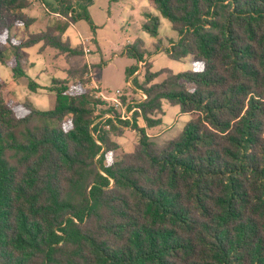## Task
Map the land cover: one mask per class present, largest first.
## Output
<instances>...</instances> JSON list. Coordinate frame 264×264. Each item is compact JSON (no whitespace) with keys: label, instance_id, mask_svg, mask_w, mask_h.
I'll return each instance as SVG.
<instances>
[{"label":"trees","instance_id":"16d2710c","mask_svg":"<svg viewBox=\"0 0 264 264\" xmlns=\"http://www.w3.org/2000/svg\"><path fill=\"white\" fill-rule=\"evenodd\" d=\"M41 1L59 17L16 42L8 21L28 29L32 3L0 0V62L11 53L15 77L24 75V49L84 57L64 34L82 20L95 31L94 0ZM147 1L178 34L166 53L190 57L192 69L152 72L149 63L133 78L148 100L133 124L122 123L139 137L114 162L106 154L120 145L111 137L125 130L109 121L94 137L102 103L84 90L86 64L53 80L51 110L15 109L0 82V264H264V0ZM159 16L142 25L154 39ZM146 52L138 40L125 54L143 62ZM164 103L190 120L159 145L147 130L161 125Z\"/></svg>","mask_w":264,"mask_h":264},{"label":"rangeland","instance_id":"374dc122","mask_svg":"<svg viewBox=\"0 0 264 264\" xmlns=\"http://www.w3.org/2000/svg\"><path fill=\"white\" fill-rule=\"evenodd\" d=\"M25 13L30 17L37 18V22L28 29L23 26L10 27V35L19 41L25 40L28 32L37 33L45 30L52 20V17L44 14V8L41 4L32 10L25 11ZM148 13L159 16L147 0H122L116 3L111 2V0H94L90 7V15L95 31H92L87 21L82 20L77 26L66 32L65 38L74 46L81 44L85 39H89L86 42V47L92 51L84 54V60L87 56L89 59V63L85 61L88 72L84 75V80L88 83L84 90L92 94L94 98L100 93L113 97L116 91L125 93L130 91L126 70L132 66L139 67V61L128 57L125 51L128 45H133L138 40L143 41L147 50L146 57L141 62L142 68L151 63L153 72H160L163 69L172 70L174 73L191 71V60L176 61L166 53V50L171 46L170 42L178 39V34L172 30L167 19L159 16V37L156 39L142 31V25L146 20L145 15ZM8 23L11 25V20ZM39 48L38 46L24 50L25 57L29 62H34L35 67L23 68L24 75L18 79V82L19 84L25 83L26 90L16 93L11 102L16 104L31 101L37 108L49 110L54 107L56 100L53 79H65L67 77L65 70L77 59L67 61L60 57L58 61L52 59L46 61L42 54L37 53ZM99 63H104L103 67L101 69L94 68ZM0 79L5 82V87L13 86L11 84L13 80L11 66L2 65L0 62ZM162 79L163 76L161 75L156 79V82H160ZM92 80L96 81V85L92 84ZM31 81L39 84L40 88L37 93L29 90L28 84ZM187 86L189 89L195 87L193 84ZM5 87L1 90L2 98L5 97ZM100 101L102 103V100ZM161 118L162 123L159 127L161 134L153 137V140L159 145H164L167 141L176 138L189 121L188 115L181 114L178 107L167 103H164V114ZM122 126L120 128L125 130L124 135L117 138L114 135L111 137L112 140L114 139L119 143L120 147L106 154L108 164L121 158L124 154L132 152L135 143L138 141L139 135L136 131L130 127H125L123 124Z\"/></svg>","mask_w":264,"mask_h":264},{"label":"crops","instance_id":"0c3cea01","mask_svg":"<svg viewBox=\"0 0 264 264\" xmlns=\"http://www.w3.org/2000/svg\"><path fill=\"white\" fill-rule=\"evenodd\" d=\"M31 1V3H32V7L30 8V9H28V10H25V11H29V10H32L33 8H36L37 6H38V4H41L42 6H43V8H44V14L45 15H48V16H50V17H52V18H57V17H59L58 15H55V14H52V13H49L48 11H47V9L45 8V6H44V4H43V2L41 1V0H30ZM25 11H24V13H25ZM89 11H90V9H89ZM26 14V13H25ZM31 18H33V17H31ZM51 18V19H52ZM36 21H35V23L37 22V18H34ZM80 22V21H79ZM79 22H77V23H75V24H73L70 28H72V27H75V26H77L78 24H79ZM34 23V24H35ZM33 24V25H34ZM32 25V26H33ZM21 25H13L12 24V21H11V25H10V27H20ZM31 26V27H32ZM24 27V26H23ZM69 28V29H70ZM68 29V30H69ZM67 30V31H68ZM66 31V32H67ZM41 32V31H40ZM29 33H35V32H28V34ZM37 33H39V32H37ZM28 34H27V37H28ZM66 34V33H65ZM65 34H64V39L65 40H67L66 38H65ZM9 35H10V33H9ZM11 36V35H10ZM16 42H22V41H19V40H17L15 37H13V36H11ZM27 39V38H26ZM25 39V40H26ZM25 40H23V41H25ZM89 39H85V40H83L82 41V43L81 44H78V45H72V43H71V45L73 46V47H76V46H79V45H82V47H83V50H84V54H85V48L87 49V47H86V42L88 41ZM40 47L39 48V50H38V54H42L44 57H45V59H46V61H48L49 59H52V60H55V61H58V59L60 58V57H63L64 59H66L67 61H69V59H77V61L74 63V64H71L70 66H69V68L70 67H75V66H82V65H84L85 64V61L87 62V63H89V59H87V57H86V60H84V58H85V55H84V57H73V58H66V57H64L63 55H60L59 54V52L57 51V50H55V49H53V48H43L42 46V44H38V45H36V46H34V47ZM34 47H31V48H34ZM26 49H29V48H26ZM26 49H24V50H26ZM89 50H90V52L92 51L90 48H88ZM24 50L22 51V54H23V60L21 61V65H22V71L24 72V67H26L27 69L28 68H34L35 67V63L34 62H29L28 61V59L25 57V55H24ZM52 51V52H51ZM147 51V50H146ZM8 58H7V62H6V64H2V65H7V66H11L12 67V71H13V68H14V66L16 65V62H15V60H14V58H13V56L11 55V53H8V56H7ZM146 57V56H145ZM187 60H191L190 59V57H188L187 58ZM95 61V60H94ZM68 68V69H69ZM68 69H64L65 71H66V76H67V70ZM63 70V71H64ZM142 70H143V68H142V65H141V62H139V67H138V70L136 71V73L131 77V78H133V77H138L139 79H142V75H141V72H142ZM152 70V69H151ZM172 71V70H171ZM153 72V71H152ZM173 72V71H172ZM20 77H15L14 76V71H13V80H12V82H11V84H13V86L12 87H5L6 86V84H5V82L3 81V80H1L0 79V82L2 83V89L5 87V89H6V91H5V97H3V99L7 102V103H9V104H11L15 109L16 108H19V107H21L24 103H26V102H29V103H31L36 109H39V108H37L31 101H24V102H20V103H16V104H14V103H12L11 102V100L14 98V95L16 94V93H20V92H24L25 90H26V87H25V83H23V84H19V82H18V79H19ZM65 79H67V77L65 78ZM54 80V79H53ZM60 80H62V79H60ZM64 80V79H63ZM32 82H34V83H36L35 81H32ZM96 81L95 80H92V84H94V85H96V83H95ZM156 82V81H155ZM38 86H39V84L38 83H36ZM29 88V87H28ZM40 88V86L38 87V89ZM1 89V90H2ZM38 89L36 90V91H33L34 93H37L38 92ZM30 90V89H29ZM32 91V90H31ZM55 98H56V96H55ZM55 102H56V100H55ZM54 106H55V104H54ZM54 108V107H53ZM53 108H51V109H53ZM51 109H49V110H51ZM163 109H164V105H163ZM39 110H42V109H39ZM189 116V115H188ZM161 120H162V118H161ZM189 120H190V116H189ZM161 125H159L158 127H156L155 129H153V131H151L150 132V130H147V133H148V136L149 137H151L152 138V140H153V137L154 136H159L160 134H161V131L159 130V127H160ZM124 135V134H123ZM122 135V136H123ZM154 141V140H153ZM117 142V141H116ZM155 142V141H154ZM118 143V142H117ZM119 144V143H118Z\"/></svg>","mask_w":264,"mask_h":264},{"label":"built area","instance_id":"2783aa9c","mask_svg":"<svg viewBox=\"0 0 264 264\" xmlns=\"http://www.w3.org/2000/svg\"><path fill=\"white\" fill-rule=\"evenodd\" d=\"M85 53H90V50L85 48ZM133 78H129L128 87L130 91L128 93L116 91L113 97L105 96L102 93L95 96L96 99L102 100V104L96 108L92 124L93 128H98L93 134L95 138L102 128L110 129L109 121L117 127H122L124 122L133 124L136 113L141 115L140 105L148 100V95L133 84Z\"/></svg>","mask_w":264,"mask_h":264}]
</instances>
